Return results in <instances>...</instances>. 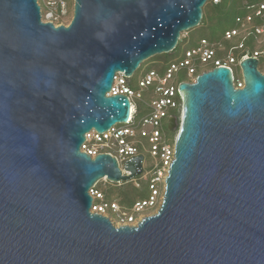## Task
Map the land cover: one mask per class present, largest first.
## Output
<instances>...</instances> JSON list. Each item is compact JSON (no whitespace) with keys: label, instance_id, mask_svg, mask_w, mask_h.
Instances as JSON below:
<instances>
[{"label":"water","instance_id":"water-1","mask_svg":"<svg viewBox=\"0 0 264 264\" xmlns=\"http://www.w3.org/2000/svg\"><path fill=\"white\" fill-rule=\"evenodd\" d=\"M210 0H73L67 24L38 0H0V264H264V72L259 58L181 81L174 158L155 212L115 225L91 212L100 180L129 181L86 133L126 123L114 76L171 53Z\"/></svg>","mask_w":264,"mask_h":264},{"label":"built area","instance_id":"built-area-1","mask_svg":"<svg viewBox=\"0 0 264 264\" xmlns=\"http://www.w3.org/2000/svg\"><path fill=\"white\" fill-rule=\"evenodd\" d=\"M212 1L217 3L219 0ZM38 3L44 22H52L57 26L67 24L72 17L73 0H38ZM256 16H264V0L256 5L253 14H247L245 18H237L240 23L239 28L225 31L224 40L237 39V43L228 48L220 47L223 52L220 57L216 56L214 46L202 39L200 45L185 51L184 57L179 62L171 63L163 73L153 69L144 70L138 81V89L131 87L130 77L124 76L122 72L115 74L107 94L128 96L131 107L130 116L126 123L115 124L106 131L97 132L91 129L86 133L87 139L82 143L80 150L91 157L98 153H109L115 156L123 173H129L124 168L126 160L141 155V151H146L151 158L150 163L144 169V160H142V170L138 178L133 177L131 180L137 187L140 185L139 179L148 182L150 193L144 200H138L131 207L125 208L115 201L105 200L103 192L96 187L97 182L89 189L92 196L91 212L107 216L112 223L116 220L121 222L120 224L134 225L144 217L147 210L158 208L164 189V179L174 158V139H170L166 126L170 109H176L181 114L182 99L178 93V84L181 82L180 73L184 71L187 74L188 80L185 81H193L198 73V67L202 72L217 66H228L232 72L234 87H242V79L234 76L232 65H237L246 57L259 58L263 53L261 40L264 37V24L248 29L253 17ZM251 34L256 38L255 50H251L245 44V39ZM236 49L241 50V57L235 54ZM149 88L153 93L147 103L149 111L136 123L133 116L136 111L134 100H142V92Z\"/></svg>","mask_w":264,"mask_h":264},{"label":"trees","instance_id":"trees-1","mask_svg":"<svg viewBox=\"0 0 264 264\" xmlns=\"http://www.w3.org/2000/svg\"><path fill=\"white\" fill-rule=\"evenodd\" d=\"M263 0H219L217 3H214L212 0L207 1L205 5L203 6V15L200 21V24L187 32L183 37H180L176 47L181 41V44L183 45V53L181 56H175L174 50L171 53H165L161 55H156L153 60V67H150L148 69L156 70L159 73H163L167 67L174 62H179L185 55V51L195 48L198 45H200V42L202 39L207 40L210 44H212L216 50V56L220 57L223 55V52L221 51L220 47L228 48L232 45H235L237 43V39L227 41L224 40V33L225 31L229 29L239 28L240 23L237 21V18H245L247 14H253L254 9L256 5ZM71 4V2H70ZM264 24V16L263 17H253V20L251 24L248 26V29H252L253 26ZM245 44L251 48V50H255L257 48L256 44V38L253 34L249 35L245 39ZM235 54L238 57H241L242 52L241 50H234ZM164 55L171 56L170 59H164L166 57H163ZM264 55V48L263 53ZM260 63V62H259ZM197 72L199 73L201 71V68H197ZM259 69H264V62L262 64H259ZM144 72V71H143ZM143 72L137 79V88L138 89V81L141 78ZM197 73V74H198ZM239 78V77H236ZM180 81L188 80L187 74L183 71L179 75ZM130 84V79H129ZM131 85V84H130ZM147 95H149V100L152 97V89L149 88L147 90H144ZM143 100V99H142ZM149 100H143L144 104L147 108L141 109L139 105H136V111L134 113V122H139V120L148 113L149 107L147 106V103ZM174 112V114L179 115L178 111L176 109H170ZM167 130V126H166ZM169 130V129H168ZM175 130H169L167 134L169 135L170 139L173 140V134L175 133ZM142 150V149H141ZM141 151V155H142ZM132 182V180H130ZM100 182V181H99ZM98 182V183H99ZM98 183L96 184V187L98 188ZM119 184V185H118ZM121 183H116V185L120 186ZM132 184H134L132 182ZM141 187V184L138 186ZM145 187L147 189L146 196L142 198H128L124 202L121 203V207L129 208L133 205L134 202L138 200H144L149 195V188H148V182L145 181ZM104 194V193H103ZM104 198L106 200L105 194ZM109 202H112L114 200H107Z\"/></svg>","mask_w":264,"mask_h":264},{"label":"rangeland","instance_id":"rangeland-1","mask_svg":"<svg viewBox=\"0 0 264 264\" xmlns=\"http://www.w3.org/2000/svg\"><path fill=\"white\" fill-rule=\"evenodd\" d=\"M39 1H42V0H39ZM184 35H187V34H185V32H183L181 34V37H183ZM261 46H262L261 48L263 49L264 48V37L261 40ZM183 48L184 47H183V45L181 44V41H180V43L178 44V46L174 50V55L175 56H181L182 53H183V51H184ZM154 57H152L151 59H149L148 61H146L138 69H136L134 71V73L130 77V84H131V87L132 88H134V89L137 88L136 87L137 86V79L139 78V76L141 75V73L144 70H146V69H148L150 67H153ZM163 57H166V58H164L166 60V59H170L171 56L164 55ZM259 62H260L259 64H262L264 62V55H260ZM258 68H259V65H258ZM232 69H233L234 76L241 78V70H240V67L238 66V64L237 65H232ZM260 71L264 72V69H262ZM142 99L144 101L145 100H149V95H147L146 92H144V91L142 92ZM143 100H141V99L140 100L139 99H135L134 100L135 103H136V105H139V107L141 109L147 108L145 106ZM180 115L181 114H179V116L177 117L178 118V123H179V120H180L179 119L180 118ZM166 131L169 132L168 129ZM177 132H178V127L176 128L175 133L173 134V138L176 136ZM142 155H143V160H144L143 161V165H144V169H145L147 167V165L150 163L151 158H150L149 154L146 151H143L142 152ZM138 176L139 175H137L135 177L138 178ZM130 180L129 181H123V184L120 185V186H118L119 184L116 185V183H113V182H110V181L101 180L98 183L97 186H98V189H100L105 194L106 200H114L119 205H121V203L124 202L125 200H127L128 198H133L134 199V198H142V197L146 196L147 189L145 187V181L142 180V179H139V182L141 184V187H137L134 184H132V182ZM155 210L156 209H153V210H150L149 209V210H147L146 213H144V216L147 215V214H150V213L155 212ZM109 213L112 214V212H109ZM139 218H141V217H139ZM113 221H114V224L115 225H119L121 223V222L116 221V220H113Z\"/></svg>","mask_w":264,"mask_h":264},{"label":"flooded vegetation","instance_id":"flooded-vegetation-1","mask_svg":"<svg viewBox=\"0 0 264 264\" xmlns=\"http://www.w3.org/2000/svg\"><path fill=\"white\" fill-rule=\"evenodd\" d=\"M170 115H175L176 117H178V116H179V115H176V114H174V112H173V111H171V110L169 111V116H170Z\"/></svg>","mask_w":264,"mask_h":264}]
</instances>
